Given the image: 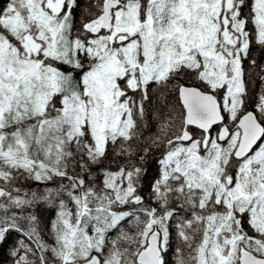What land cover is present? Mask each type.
<instances>
[{"label": "snow or ice", "instance_id": "1", "mask_svg": "<svg viewBox=\"0 0 264 264\" xmlns=\"http://www.w3.org/2000/svg\"><path fill=\"white\" fill-rule=\"evenodd\" d=\"M0 264H264V0H0Z\"/></svg>", "mask_w": 264, "mask_h": 264}]
</instances>
